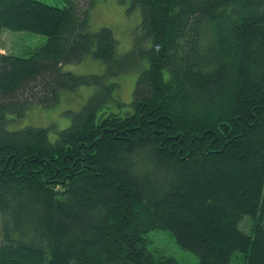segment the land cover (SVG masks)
<instances>
[{"label":"trees","instance_id":"16d2710c","mask_svg":"<svg viewBox=\"0 0 264 264\" xmlns=\"http://www.w3.org/2000/svg\"><path fill=\"white\" fill-rule=\"evenodd\" d=\"M95 1L0 0V264H179L156 231L198 264H264V0H133L124 54ZM6 30L46 41L2 54ZM83 88L59 133L10 127Z\"/></svg>","mask_w":264,"mask_h":264},{"label":"rangeland","instance_id":"374dc122","mask_svg":"<svg viewBox=\"0 0 264 264\" xmlns=\"http://www.w3.org/2000/svg\"><path fill=\"white\" fill-rule=\"evenodd\" d=\"M38 1L53 7H63L65 5L64 0ZM132 1L133 0H98L95 1L92 9V30L99 31L101 28L111 29L119 41L121 54H124V52L132 48L136 29L141 20L140 9L134 7ZM45 41L46 38L42 36L6 30L2 33L1 53L21 55L25 50L37 48L41 44H44ZM98 69V66L95 64L93 65L87 60L79 64L66 65L64 67V71L72 72L76 75L98 74L100 72L96 71ZM134 75V73H129L119 81L122 85L120 91L121 98L126 107H130L132 102V94L136 82ZM93 93L94 89L92 88H83L78 94L66 93L62 97L61 103L55 108L45 110L43 107H34L27 112L21 121L15 125L12 123L10 127L20 128L22 126H33L38 128H51V133L55 135L70 126L73 116L79 112L81 105H83ZM251 223L249 217H245L240 223V230L249 234ZM149 240L152 250L160 251L166 253L168 256L174 257L179 264H198L197 259L193 255L182 251L176 245L170 234L156 231L150 234Z\"/></svg>","mask_w":264,"mask_h":264}]
</instances>
